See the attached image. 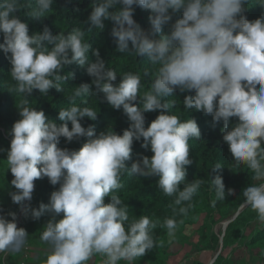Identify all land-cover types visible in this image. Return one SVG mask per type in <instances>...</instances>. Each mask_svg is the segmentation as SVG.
Here are the masks:
<instances>
[{
    "label": "trees",
    "instance_id": "1",
    "mask_svg": "<svg viewBox=\"0 0 264 264\" xmlns=\"http://www.w3.org/2000/svg\"><path fill=\"white\" fill-rule=\"evenodd\" d=\"M20 209L53 258L165 264L200 220L178 264H264V0H0V250Z\"/></svg>",
    "mask_w": 264,
    "mask_h": 264
},
{
    "label": "crops",
    "instance_id": "2",
    "mask_svg": "<svg viewBox=\"0 0 264 264\" xmlns=\"http://www.w3.org/2000/svg\"><path fill=\"white\" fill-rule=\"evenodd\" d=\"M200 222L199 220L194 225L185 227L181 233L169 237L168 259L165 264H178L180 261L186 260L184 258L195 247L196 230ZM18 229L20 228L15 223L13 242L7 244L4 251L0 253V264H84L91 253L87 246L76 245L71 252L59 253L53 258L51 255L39 251L33 230L23 231L21 229L19 231ZM22 234L24 241L18 246ZM16 241L17 245L15 244ZM214 255V253L203 252L193 259L201 264H210ZM248 261L250 264H262L255 258ZM122 264H129V261L125 260Z\"/></svg>",
    "mask_w": 264,
    "mask_h": 264
},
{
    "label": "rangeland",
    "instance_id": "3",
    "mask_svg": "<svg viewBox=\"0 0 264 264\" xmlns=\"http://www.w3.org/2000/svg\"><path fill=\"white\" fill-rule=\"evenodd\" d=\"M12 168H13V162L10 159L9 163H8L7 171H5V176H4V180H5V182H7V186L5 188V191H7L8 193L10 191H12V190H15L16 187H17V182H16V179H15V175L13 174V169ZM28 204H29V198H26V202H25V205H24L25 211H27ZM21 212H22V210L18 212V214H17L18 218H20ZM19 228H20V226H19ZM220 229L223 231V225L222 224L217 227V231L220 230ZM18 230L21 231V228L18 229Z\"/></svg>",
    "mask_w": 264,
    "mask_h": 264
},
{
    "label": "built area",
    "instance_id": "4",
    "mask_svg": "<svg viewBox=\"0 0 264 264\" xmlns=\"http://www.w3.org/2000/svg\"><path fill=\"white\" fill-rule=\"evenodd\" d=\"M22 210H23V208H22ZM17 226L19 227L20 226V218H18V220H17ZM9 238H10V233H9V230H8V233H7V235H5L4 237H3V239H2V247H1V250H0V253H2V251H4V249H5V246H6V241L7 240H9ZM15 244L17 245V241L15 242ZM16 245H14V246H16ZM259 264V263H258Z\"/></svg>",
    "mask_w": 264,
    "mask_h": 264
},
{
    "label": "water",
    "instance_id": "5",
    "mask_svg": "<svg viewBox=\"0 0 264 264\" xmlns=\"http://www.w3.org/2000/svg\"><path fill=\"white\" fill-rule=\"evenodd\" d=\"M242 208H243V207H241V208L238 210V212L236 213L235 216H237V215L239 214V212L242 210ZM227 223H228V222L223 223V230L225 229ZM221 249H222V238H220V241H219V250H218L217 253L214 255L213 260L211 261L210 264H212V263L217 259V257H218V255H219Z\"/></svg>",
    "mask_w": 264,
    "mask_h": 264
}]
</instances>
